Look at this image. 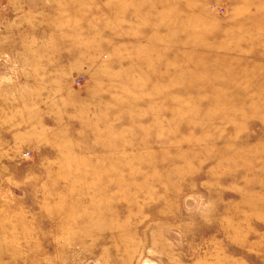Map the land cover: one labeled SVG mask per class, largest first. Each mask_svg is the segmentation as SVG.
<instances>
[{"label":"rangeland","instance_id":"rangeland-1","mask_svg":"<svg viewBox=\"0 0 264 264\" xmlns=\"http://www.w3.org/2000/svg\"><path fill=\"white\" fill-rule=\"evenodd\" d=\"M0 264H264V0H0Z\"/></svg>","mask_w":264,"mask_h":264}]
</instances>
